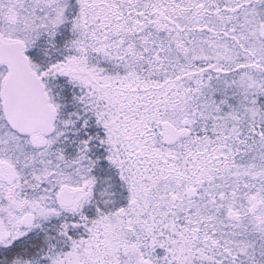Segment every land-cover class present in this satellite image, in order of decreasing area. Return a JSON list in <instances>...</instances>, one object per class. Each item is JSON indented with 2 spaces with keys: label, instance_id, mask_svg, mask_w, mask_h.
<instances>
[{
  "label": "snow or ice",
  "instance_id": "1",
  "mask_svg": "<svg viewBox=\"0 0 264 264\" xmlns=\"http://www.w3.org/2000/svg\"><path fill=\"white\" fill-rule=\"evenodd\" d=\"M0 264H264V0H0Z\"/></svg>",
  "mask_w": 264,
  "mask_h": 264
}]
</instances>
